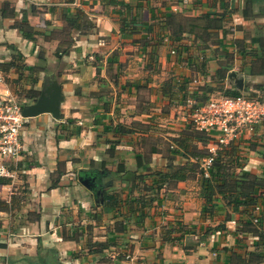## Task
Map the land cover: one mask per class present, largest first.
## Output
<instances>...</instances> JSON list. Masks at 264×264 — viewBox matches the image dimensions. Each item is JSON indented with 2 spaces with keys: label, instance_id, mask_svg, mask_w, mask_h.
<instances>
[{
  "label": "crops",
  "instance_id": "0c3cea01",
  "mask_svg": "<svg viewBox=\"0 0 264 264\" xmlns=\"http://www.w3.org/2000/svg\"><path fill=\"white\" fill-rule=\"evenodd\" d=\"M171 11L192 17L225 11V29L209 48L169 50L173 37L161 25ZM67 18L79 25L69 26ZM263 33L264 0H0V67L8 87L26 94L36 84L41 93L51 77L65 96L60 118H27L18 175L0 179V264H124L128 251L137 264H246L258 237L236 231L240 214L225 200L213 217L205 213L200 175L165 181L145 208L132 198V187L150 196L147 186L159 184L153 173L168 170V157L160 143L146 144L158 133L151 124L158 113L136 106L126 115L117 97L156 86L159 102L191 110L197 95H210L204 86L222 89L214 75L229 52L235 60L221 91L262 94L257 86L264 74H251L250 67L259 49L251 40ZM194 63H202L194 71L204 81L191 76ZM167 73L156 85V76ZM182 83H188L186 98L178 91ZM167 86L174 95L165 93ZM190 110L182 127L171 122L174 129L164 132L168 142L188 125ZM159 115L173 118L169 110ZM118 124L134 131L119 132ZM237 142L245 169L264 177V124ZM181 153L175 163H183ZM113 195L121 198L117 208L107 206ZM259 205L255 213H264ZM33 209L41 219H29ZM226 211L232 216L227 233L218 217Z\"/></svg>",
  "mask_w": 264,
  "mask_h": 264
},
{
  "label": "trees",
  "instance_id": "16d2710c",
  "mask_svg": "<svg viewBox=\"0 0 264 264\" xmlns=\"http://www.w3.org/2000/svg\"><path fill=\"white\" fill-rule=\"evenodd\" d=\"M226 18L227 14L225 11L217 13L204 12L201 16L194 17L185 16L171 11L164 17L161 29L163 31L166 30V32L173 37V42H171L168 47L169 50H172L174 45H177L180 52H182L184 48L190 51L191 47H195L196 44L209 48L215 43L214 41L217 40L216 34L218 31L225 29L224 22ZM85 19L86 16H83L82 20L84 21ZM67 21L68 25L71 27L79 25L70 18H67ZM186 38L190 39L191 43H183ZM217 41H219V39ZM251 42L259 44V49L254 52L255 55L251 60L250 73L264 74V35L253 37ZM57 52L60 56H63L68 50L65 49L61 53L60 51ZM234 60V53H227L225 59L220 62V66L214 75L215 80L219 81L220 88H222L220 90L222 91L224 90L222 85L228 77ZM98 73H100V71H98ZM165 88H169L165 91L166 94L174 95L172 86H167ZM204 88L206 92L209 93H213L216 90L215 86L211 84L207 85V87L204 86ZM257 88L263 89L262 94L251 92L248 95L253 97L264 96V85H258ZM179 89L180 90L178 91L186 98L189 92L188 83H182L179 86ZM224 92L228 93L224 94L227 96H237L242 94L241 91L234 88H227ZM17 93L21 99L25 100V104H28L29 101L37 99L40 91L36 89V84H34L32 89L26 94L21 92ZM210 97V95H197V100L191 105V110L200 106L202 103H205ZM116 130L126 133L134 131V128L124 124H118ZM210 140V135L207 132L198 129L195 123L190 119L188 125L180 132V134L173 137L171 141L168 142L166 147L168 170H160L153 173L158 177L159 184L157 186H153L154 184L147 186L146 191L149 192L150 196H148L147 193H145L144 196L136 195L139 191H134L135 187H132L131 192L134 194L132 198L141 204L140 208H145L147 205L153 203L156 198L153 194L161 191L165 181L170 179L176 181L186 180L195 177L196 174L200 175L203 178L202 194L206 200L205 213L213 217V211L217 206V203H222L223 200H225L224 202L228 208H231L233 212L240 214L236 231L238 233L252 234L258 237L257 248L247 253L249 257L246 264H259L264 261V213H255V208L260 203L261 205H264V177L245 169L244 164L240 161V142H235L228 146H221V148L218 149L217 154L214 155L213 162L209 167V175L206 176L202 164L205 158L211 155L209 149ZM255 148L256 146L253 145L252 149ZM154 150L155 149H153V151ZM180 152H182L181 154L184 161L183 163H175V159L178 158ZM59 174L62 175L63 173L59 171ZM56 184H58V181ZM120 202L121 198L118 195H113L109 197L107 206L117 208L119 207ZM3 208L7 209L8 207L5 206ZM218 217L224 222L220 223L221 231L226 233L230 232L225 222L232 217L231 212L226 211L224 216L218 215ZM29 219H41V211L34 209L31 210ZM118 225L119 228H121L120 223L117 224V226ZM189 232L190 231H188V233ZM40 259L44 260L45 258L40 256ZM41 262L42 261L40 260L38 264H44V262ZM33 264L37 263L34 262Z\"/></svg>",
  "mask_w": 264,
  "mask_h": 264
},
{
  "label": "built area",
  "instance_id": "2783aa9c",
  "mask_svg": "<svg viewBox=\"0 0 264 264\" xmlns=\"http://www.w3.org/2000/svg\"><path fill=\"white\" fill-rule=\"evenodd\" d=\"M25 105V100L8 87L0 67V178L13 180L18 175L17 167L23 150L21 135L28 118L23 114ZM188 119L211 137V155L202 164L208 176L214 155L221 146H228L254 134L256 128L264 124V96L253 97L243 93L237 96H212L193 108ZM260 210L261 206H256L255 211ZM123 255L124 264H137L132 252Z\"/></svg>",
  "mask_w": 264,
  "mask_h": 264
},
{
  "label": "rangeland",
  "instance_id": "374dc122",
  "mask_svg": "<svg viewBox=\"0 0 264 264\" xmlns=\"http://www.w3.org/2000/svg\"><path fill=\"white\" fill-rule=\"evenodd\" d=\"M191 66H193V67L195 66L194 68H192L193 71L191 73V76H193V78H196V79L201 77V80L204 81L203 77L201 76L202 73H197L194 71L197 68V66L200 67V69H201L202 63H196V64L194 63ZM180 75L183 76L184 74H180ZM152 76H154V75H152ZM156 77L158 80L157 81L158 83H156V85H158L159 82H161L160 79H162V77H166V79H167V77L170 78V75L167 73V74H161V75L156 76ZM165 80H162V81H165ZM194 84L196 85V82H194ZM152 85H155V83L154 84L152 83ZM152 88H156V86H150V87H146L144 89H141L139 92V95L137 97H131L127 93H124V95H123V93H120L122 95L118 96L117 100L121 103H124V105H126V112H127L126 115H129V116H132L134 110L137 111L136 106H140L141 109H143V108L147 109V111L151 114L158 113L157 116L153 115V117H155V118H153V120L151 121V124L155 127V129H154L155 132H158V133L156 134V136L152 137L151 139L149 138L146 141V144L149 147L150 144L160 143L164 148H166L168 145V140H166L165 135H167V134L164 132H167L171 129H174V128H170L171 122H175L174 126H176V127L179 126V124H181L184 121L182 119V117L185 116V114L186 115L188 114V112L190 110V106H188L186 104V105H183V107H182L179 103H175V102L171 105L169 104V102H164V101L159 102V99L156 98V95H155ZM224 94H228V93L222 92L221 90L210 93L211 97L212 96H220V95H224ZM115 95H117V94H114V96ZM144 104H146V105H144ZM159 108H162V109L158 110ZM167 110H169V113L171 115H173L172 120H170L168 122L166 120H164L163 117H161L162 115H159L162 112L163 113L166 112ZM138 117L141 118V116H138ZM187 123H188V121H187ZM179 127H182V126L180 125ZM161 161L163 162V160H161ZM123 257H124V255H123Z\"/></svg>",
  "mask_w": 264,
  "mask_h": 264
},
{
  "label": "water",
  "instance_id": "95a60500",
  "mask_svg": "<svg viewBox=\"0 0 264 264\" xmlns=\"http://www.w3.org/2000/svg\"><path fill=\"white\" fill-rule=\"evenodd\" d=\"M230 77H237V73H232ZM238 82L240 87H242L243 79H239ZM64 97L62 85L51 77H47L44 81L41 93L35 101L24 106L23 114L26 117H34L43 113H51L55 118H60L61 103ZM80 179L82 180V178ZM83 183L87 185V187L89 186L88 181H83Z\"/></svg>",
  "mask_w": 264,
  "mask_h": 264
}]
</instances>
